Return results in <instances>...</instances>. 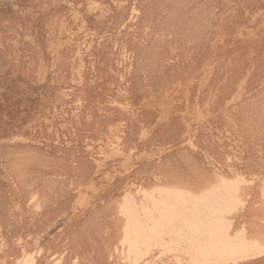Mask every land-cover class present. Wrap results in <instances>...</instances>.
<instances>
[{
  "label": "rangeland",
  "instance_id": "obj_1",
  "mask_svg": "<svg viewBox=\"0 0 264 264\" xmlns=\"http://www.w3.org/2000/svg\"><path fill=\"white\" fill-rule=\"evenodd\" d=\"M189 158L216 178L168 182ZM254 241L264 264V0H0V264Z\"/></svg>",
  "mask_w": 264,
  "mask_h": 264
},
{
  "label": "crops",
  "instance_id": "obj_2",
  "mask_svg": "<svg viewBox=\"0 0 264 264\" xmlns=\"http://www.w3.org/2000/svg\"><path fill=\"white\" fill-rule=\"evenodd\" d=\"M165 175L168 182L172 178V175H175L177 180H180L183 184L193 188H198L199 181L202 179L207 178L209 180H213L214 178H216V173L214 170L206 168L198 161L194 160V158H189L187 161H185L184 165L176 169H170L169 171L165 172ZM100 255H102V253ZM103 255L105 256V258L109 257V254L106 255L104 253ZM95 263L96 260L93 259L92 264Z\"/></svg>",
  "mask_w": 264,
  "mask_h": 264
},
{
  "label": "bare ground",
  "instance_id": "obj_3",
  "mask_svg": "<svg viewBox=\"0 0 264 264\" xmlns=\"http://www.w3.org/2000/svg\"><path fill=\"white\" fill-rule=\"evenodd\" d=\"M256 248V251H252ZM263 251L262 246L259 245V241H254L251 244H240L232 249H225L223 247H218L215 253L216 258L222 257L223 260L229 261L234 259H240L242 264L246 263L248 257L258 255Z\"/></svg>",
  "mask_w": 264,
  "mask_h": 264
}]
</instances>
